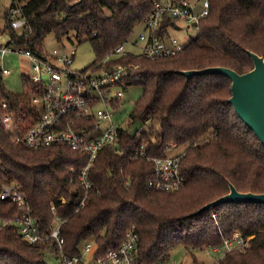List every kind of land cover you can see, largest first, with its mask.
<instances>
[{
    "label": "trees",
    "instance_id": "obj_1",
    "mask_svg": "<svg viewBox=\"0 0 264 264\" xmlns=\"http://www.w3.org/2000/svg\"><path fill=\"white\" fill-rule=\"evenodd\" d=\"M75 1L20 0L28 23L16 30L7 18L16 6L12 0L2 32L32 52L48 50L44 42L49 33L60 44L75 35L79 42L91 43L96 53L92 64L97 66L117 44L131 38L150 7V0ZM209 1L198 35L178 54L153 58L131 52L110 59L109 66L138 65L130 69L127 88L137 84L143 89L129 112L142 125L133 133L124 124L118 127L117 144L101 149L94 161L87 194L78 178L86 153L65 145L30 149L9 136L0 117V190L5 182L21 184L46 231L55 219L48 206L55 204L65 219L61 232L67 254L80 252L84 243L94 240V258L103 257L134 231L139 258L153 264L169 260L179 246L201 249L239 230L252 235L249 248L233 250L216 264H264V205L227 202L194 214L229 193L231 182L239 191L264 193V143L230 102L232 79L216 72L188 78L179 71L211 65L239 73L252 69L249 50L264 56V0ZM165 16L163 35L176 25L172 16ZM5 97L31 105L30 91L4 92ZM182 146L185 185L157 190L149 184L156 178L150 157ZM141 149L146 155L136 154ZM86 195V204L77 209ZM17 212L16 204L0 198L2 218H14ZM59 249L54 240L28 242L13 224L0 230V264H49L46 254L59 257ZM192 257L196 264H205Z\"/></svg>",
    "mask_w": 264,
    "mask_h": 264
},
{
    "label": "built area",
    "instance_id": "obj_2",
    "mask_svg": "<svg viewBox=\"0 0 264 264\" xmlns=\"http://www.w3.org/2000/svg\"><path fill=\"white\" fill-rule=\"evenodd\" d=\"M15 4L10 8L7 18L14 29L22 30L28 20L23 14L20 0H16ZM209 10V0H203L202 5L193 0H150L139 37L117 44L97 64L98 67L91 63L83 69L73 65L77 54L75 46L68 48L62 43V47H55L50 51L32 52L23 45L15 44L10 36L7 40L0 37V117L6 132L14 141L21 142L30 149L65 145L86 153L88 160L79 169L78 178L87 194L93 185L90 171L101 149L108 145L114 146L119 141L118 127L123 122L115 123L113 113L122 107V103L118 101L123 99L122 96L131 83L130 69L138 66L135 63L109 66L110 59L131 52L153 58L176 55L185 45L169 31L165 35L161 34L160 28L165 15L172 16L176 24L178 20H182L199 30L200 20L208 16ZM130 44L134 47L133 50L128 49ZM7 54H19L29 60L23 70L22 81L23 91H30L31 105H18L11 97L2 99L4 92H13L3 81V76L12 72L1 63ZM143 149L137 150L136 154L146 155ZM182 156L183 152L150 157L154 162L156 178L150 180L149 184L162 191L182 188L186 183V176L181 173ZM0 198L11 200L18 208V214L14 218L5 219L0 216V230L7 224H13L30 243L56 241L62 264H147L138 256L137 232L129 231L120 247L109 250L103 257L94 258V240H88L80 252L69 255L64 249L61 232L65 219L58 215L55 204L48 206L55 219L50 226L51 230L46 231L38 221L31 200L21 184L16 181L5 182L0 190ZM86 201L87 195L79 202L77 209L83 207ZM43 207L47 206L43 204ZM216 215L217 212L214 216ZM251 238L252 235L246 236L236 230L232 235L223 237L222 242L203 248L218 253L217 259L212 263L216 264L233 250L246 251L251 245Z\"/></svg>",
    "mask_w": 264,
    "mask_h": 264
},
{
    "label": "rangeland",
    "instance_id": "obj_3",
    "mask_svg": "<svg viewBox=\"0 0 264 264\" xmlns=\"http://www.w3.org/2000/svg\"><path fill=\"white\" fill-rule=\"evenodd\" d=\"M193 2H197L199 5H202L203 0H193ZM11 3L12 0H0V37H2L4 40H7L9 38L7 33L3 34L2 32V28L5 23L4 13L6 9L11 6ZM177 24L180 26V28H171L170 32H172L171 34L173 36L179 38L184 45L189 43L199 33L196 27L192 24L185 23L182 20H178ZM142 29L143 22L142 24H138L135 27L131 36V40L137 39L140 34L139 32ZM71 36L72 40L66 39L64 41V45L68 48L73 46L76 47L77 54L73 65L76 68L83 69V67L91 64L96 59L95 50H93V47L89 41L79 42L75 35L71 34ZM44 44L46 49H48L49 51L55 47H62L61 44H59L58 38L54 33H49V35L45 39ZM128 49L133 50L134 47L130 44L128 46ZM28 61L29 60L25 59L19 54H7L3 57L1 61V63H3V66H6L12 70L11 74L3 76V81L4 84L13 92L23 91L24 89L22 74L23 70L26 69L25 65L28 63ZM142 90L143 89L141 86L137 84H132L122 96V107L113 113V121L115 123H119L120 121H122L123 124L126 125L132 133L136 132L138 128L142 125V122L140 120L134 121L133 119H131L129 114L135 101L139 98L140 94L142 93ZM209 137L210 135H207L204 139H208ZM184 148L185 146L172 149L170 150V154L179 153L184 150ZM206 250H204V248L189 250L186 249L185 246H179L172 250L169 260L158 261L154 264H196L194 261V257H192V254L196 255L198 259L203 260L205 264H212L217 259L218 253ZM46 260L49 262V264H62V261H60L59 257L55 256L54 253L50 251L46 254Z\"/></svg>",
    "mask_w": 264,
    "mask_h": 264
},
{
    "label": "water",
    "instance_id": "obj_4",
    "mask_svg": "<svg viewBox=\"0 0 264 264\" xmlns=\"http://www.w3.org/2000/svg\"><path fill=\"white\" fill-rule=\"evenodd\" d=\"M76 0L75 3H80ZM254 62V67L244 73H239L232 67L211 65L206 68L180 69L179 71L190 78L196 74L221 73L232 79L230 102L244 123L253 129L260 142L264 143V56L249 50ZM229 193L215 198L197 210L194 214H200L216 205L227 202H255L264 205V193L253 191L242 192L231 182Z\"/></svg>",
    "mask_w": 264,
    "mask_h": 264
},
{
    "label": "crops",
    "instance_id": "obj_5",
    "mask_svg": "<svg viewBox=\"0 0 264 264\" xmlns=\"http://www.w3.org/2000/svg\"><path fill=\"white\" fill-rule=\"evenodd\" d=\"M174 28L178 29V28H180V26L178 24H176V26ZM169 32H170V30H169ZM170 33H172V32H170Z\"/></svg>",
    "mask_w": 264,
    "mask_h": 264
}]
</instances>
